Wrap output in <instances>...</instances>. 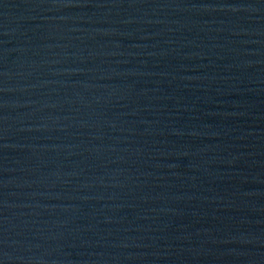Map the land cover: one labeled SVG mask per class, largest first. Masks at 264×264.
<instances>
[{"label":"water","instance_id":"obj_1","mask_svg":"<svg viewBox=\"0 0 264 264\" xmlns=\"http://www.w3.org/2000/svg\"><path fill=\"white\" fill-rule=\"evenodd\" d=\"M0 264H264V0H0Z\"/></svg>","mask_w":264,"mask_h":264}]
</instances>
